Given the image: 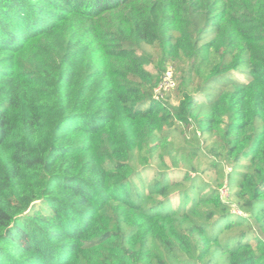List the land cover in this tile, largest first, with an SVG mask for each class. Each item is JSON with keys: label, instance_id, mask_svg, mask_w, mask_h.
I'll use <instances>...</instances> for the list:
<instances>
[{"label": "trees", "instance_id": "16d2710c", "mask_svg": "<svg viewBox=\"0 0 264 264\" xmlns=\"http://www.w3.org/2000/svg\"><path fill=\"white\" fill-rule=\"evenodd\" d=\"M0 264H264V0H0Z\"/></svg>", "mask_w": 264, "mask_h": 264}, {"label": "built area", "instance_id": "2783aa9c", "mask_svg": "<svg viewBox=\"0 0 264 264\" xmlns=\"http://www.w3.org/2000/svg\"><path fill=\"white\" fill-rule=\"evenodd\" d=\"M172 66L167 67L165 75L160 82L159 86L155 90V97L162 98L165 95H168L176 87V81L174 78Z\"/></svg>", "mask_w": 264, "mask_h": 264}, {"label": "rangeland", "instance_id": "374dc122", "mask_svg": "<svg viewBox=\"0 0 264 264\" xmlns=\"http://www.w3.org/2000/svg\"><path fill=\"white\" fill-rule=\"evenodd\" d=\"M168 95H169V97L172 98L173 102H177V96H176V93H175V89L172 90L171 92H169ZM223 195L226 196L227 195L226 192H224Z\"/></svg>", "mask_w": 264, "mask_h": 264}]
</instances>
